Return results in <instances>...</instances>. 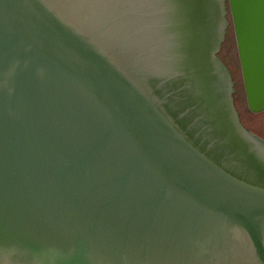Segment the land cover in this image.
<instances>
[{"label": "water", "instance_id": "obj_1", "mask_svg": "<svg viewBox=\"0 0 264 264\" xmlns=\"http://www.w3.org/2000/svg\"><path fill=\"white\" fill-rule=\"evenodd\" d=\"M228 13L262 112L264 0H0V264H264Z\"/></svg>", "mask_w": 264, "mask_h": 264}, {"label": "rangeland", "instance_id": "obj_2", "mask_svg": "<svg viewBox=\"0 0 264 264\" xmlns=\"http://www.w3.org/2000/svg\"><path fill=\"white\" fill-rule=\"evenodd\" d=\"M227 18L229 19L230 23L227 28L226 39L223 43L220 54L228 63V66L231 69L235 80V102L238 110L241 113L244 124L247 127L251 128L254 132L264 136V111L254 113L248 109L244 92L243 77L239 61L235 32L230 13L227 14Z\"/></svg>", "mask_w": 264, "mask_h": 264}, {"label": "flooded vegetation", "instance_id": "obj_3", "mask_svg": "<svg viewBox=\"0 0 264 264\" xmlns=\"http://www.w3.org/2000/svg\"><path fill=\"white\" fill-rule=\"evenodd\" d=\"M225 39H226V37H225ZM224 41H225V40H224ZM223 43H224V42H223ZM222 46H223V44H222ZM221 50H222V47H221ZM221 50L219 51L218 55H219V57L221 58V60L224 62V64L228 67V69H229V71H230V73H231L232 80H233V82H234V89H235V91H234V93H233L234 103H235L236 109H237V111H238V113H239V117H240V119H241V122L243 123V125H244V126L250 131V132H252V133L255 134L256 136H258L261 140L264 141V137H262V136L258 135L257 133H255L251 128L247 127V126L244 124V122H243V119H242L241 113H240V111H239L238 108H237V105H236V102H235V97H234V94L236 93L235 80H234V77H233L232 71H231V69H230L229 66H228V63L224 60V58H223L222 55L220 54V53H221Z\"/></svg>", "mask_w": 264, "mask_h": 264}]
</instances>
